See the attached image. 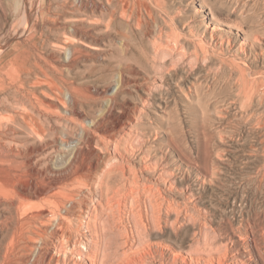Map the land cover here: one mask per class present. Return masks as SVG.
<instances>
[{"label":"rangeland","instance_id":"1","mask_svg":"<svg viewBox=\"0 0 264 264\" xmlns=\"http://www.w3.org/2000/svg\"><path fill=\"white\" fill-rule=\"evenodd\" d=\"M44 1L65 3L0 0V179L16 175L27 182L36 171L54 178L76 168L87 170L96 161L104 166L121 152L143 181L155 180L166 188L170 200L183 203L184 193L196 188L203 205L212 209L215 226L230 219L239 223L264 204L262 190L251 181L264 159V118L261 123L250 120L240 85L242 74L264 80V0H68L67 17L55 20L42 16ZM74 21L81 27L79 36L71 34ZM66 36L81 50L74 69L67 65L71 50ZM62 75L97 93L92 109L78 107L83 119L75 115L68 89L62 86L58 93L49 87L61 85ZM40 99L46 101L42 110ZM255 101V112L264 115V99ZM95 120L104 122L99 132L92 126ZM189 155L203 162L192 163ZM205 165L215 167L217 176L207 174ZM171 171L179 183L175 191L164 185L165 173ZM72 183L59 184L53 192L84 185L83 198L91 200L85 184ZM36 197L27 199L34 206L28 213L0 205V264H42L46 255V264H87L95 250L107 263L122 251L120 234L100 215L101 207L95 212L99 231L94 221L87 227L78 211L72 229H60L57 215H49L53 218L46 231L30 241L18 218L53 208L50 195ZM127 207L121 202L117 217L121 214L134 229L136 245L146 238L177 248L192 242V221L177 224L171 214L163 230L154 228L146 237L133 218L127 219Z\"/></svg>","mask_w":264,"mask_h":264},{"label":"bare ground","instance_id":"2","mask_svg":"<svg viewBox=\"0 0 264 264\" xmlns=\"http://www.w3.org/2000/svg\"><path fill=\"white\" fill-rule=\"evenodd\" d=\"M53 2H49V3L46 2V3H48V4H46L44 1L42 3V6H41L42 7V9H41L42 16H48L50 20H55V17H59V18L62 16L67 17V12H66V9L64 10V7H67L69 5V1L65 0V3L63 2L64 4L56 5V6H54ZM78 2H80V1H78ZM35 3H37L36 4V7H37L39 1L38 2L36 1ZM78 4L76 3V5H78ZM70 8H72V7H70ZM59 9H63L62 10L63 13H61L59 11ZM72 27H73V33H71L72 36L81 35L82 31L80 29L81 27H79V24H77L74 21ZM67 36H70V35H67ZM67 36H66V38H67L66 43H67V46L70 47V50H71V56H70V59H69V62L67 65H68V67H70V69H74V67L77 64V60H78L77 54L81 50L78 46L74 45V42H76V41L71 40L70 39L71 36L70 37H67ZM256 38H258V37H256ZM60 42L65 43L63 40L62 41L60 40ZM38 63H35V65H36L35 68L38 67L39 69L42 70L43 68H41V66ZM35 68L33 69V68L29 67L27 69V71H29L30 73L36 72ZM257 77H253L256 79L251 78L252 80H249L246 78V76L244 74H242V77L240 78V80H241L240 85L242 88L243 95L247 99V101H246L247 103L245 106H243V109L249 113L251 121L253 119H256V121L258 120L261 123L262 117L264 118V115L260 114V113H258V114H260V115H258L257 112H255L254 108H255V102H256L255 98L257 96L259 97L260 100L264 99V80L263 79L258 80ZM60 80L62 81L61 85L58 84V82L57 83L54 82L55 84L53 83L49 87L52 86V88H51L52 91L61 90L62 86L65 87L66 89H68L71 102L74 105V113L77 116V118L83 119V115L80 111H78V107L79 106L82 107L85 105V106H88L92 109L93 108L92 104L94 103L93 101L96 100L97 93H94L93 91H91L88 88H87L88 89L87 90L84 86L78 84L74 79H71L65 75H62L60 77ZM22 84H23V80H22ZM22 86L23 85H21V87ZM24 95H26V94H24ZM28 99H29V97H28ZM61 101H62L61 103L63 105L66 104V102L64 103L63 100H61ZM39 104H40V110H42L44 108L43 106L46 105V101H43L40 99ZM52 107L57 108L58 106L54 105ZM60 117H62V116H60ZM77 118H76V120H77ZM70 119H71L70 121H73V122L76 121L73 118H70ZM103 123L104 122L101 120H95V122L93 124L92 123L91 124H92V126L94 125L93 126V127H95L94 129L99 132V126H101ZM83 127H85V126H83ZM120 140L121 139L119 138V141ZM106 142L109 145L112 144L115 146L114 140L107 139ZM129 143H131V142H129ZM112 145H110V146L112 147ZM127 146L128 145L126 143V147ZM131 146H132V144H131ZM131 146H129V148ZM116 151L118 152V150H116ZM76 152H78V151H76ZM134 152H135V150H134ZM82 154H84V153H82ZM186 154L188 155V153H186ZM5 155L6 154H4V157H5ZM7 155H8V153H7ZM196 155L195 156L189 155L190 161L192 163L197 162V164L202 163L203 162L202 158L196 157ZM263 155H264V151H263ZM73 157L74 156L72 155V158ZM3 159L5 160L6 158H3ZM149 162H147V163H149ZM106 163H107L106 165L101 166V164H99V162L96 161V162L92 163L87 168V170H79L76 168L70 173H67V174H64V175H61L58 177H54V178H51L46 171H36V172H30V174H29L30 179L28 178L27 182H25L26 179H24V181L21 180L22 176L18 177L16 175H15V177L6 178L5 180L0 179V205L1 204L8 205L9 206L8 208H10L12 213L13 212H17V213L20 212L21 213L22 212L21 208L23 209V211L27 212L28 210H31L34 207L32 205V203L27 204V202L29 201V200H27L28 198H31L33 196L40 197V196H47V195H50L51 197H53L52 198L53 201L51 200L53 203V205H52L53 208H51L50 210L44 209L46 211L45 214L43 212L38 213V212L32 211L31 213H29L28 215H26V217H24L22 219L18 218L17 225L21 224L20 225L21 228H23V230L25 229L24 231L27 232L30 241L34 240L36 238V235H38V233H41V232L43 233V231H46L45 229H47V228H45V226H47V224L50 223L51 219L55 215H57L56 217H57V221L59 223L58 225L60 226V229L64 226L67 227V229H70L72 226V222L74 224V220H75L74 217L77 215V211L79 212L78 215H80V217H83V216L86 217V218L84 217V219L87 222V227H89L91 229V225L94 221L93 225L99 231L101 229H99V222H96L95 218H97L98 215L97 214L95 215V212L99 210V207H101L102 208L101 212L98 211V213L100 212V215H102V217H107L109 222H110V226L114 229V231L117 232L116 234H120V236H119L120 244H117V245H120L122 247V251H119V255L117 257L111 259L107 263H106L107 259L105 262L100 260V257H102V254H101V256H99V253L96 250L93 252L88 251L89 255H92V258L90 257L92 260H90V262H88L87 264H264V204L259 205L258 208H255L248 215L242 214L243 217H242V220L240 219L241 221L239 223L230 219V220H227V222L224 221L225 224H221L220 226H215L212 224V217H211L212 216V211H211L212 209L208 208V206L203 205V201L201 200L202 199L201 193H200V195H198L197 192H195L196 188H195V191H193L192 188L190 190L188 189L186 191V193H184V195H185V197L183 199L184 202L178 203V200H176V201H174L175 199L170 200L171 197L168 196V197H170V198H168L167 195L163 191L165 189V192H166V188H164L162 190L163 187L161 186L162 187L161 188L157 184L158 182L156 183L155 180H153L155 182H153L152 180H151V182L150 181L149 182L143 181V179H142L143 174H139L137 172V170H135L134 168H132L129 165L130 164L129 159H127V157H125V154H123L121 152H119L118 155L113 154V156ZM71 165L72 164H70V166ZM79 166H81V165H79ZM207 166H209V165H207ZM152 167L155 168L154 166H152ZM205 167H206V165H205ZM153 168H152V170H153ZM205 170H206L207 174H210L214 177L217 176V171H216L215 167H213V168L212 167H206ZM162 171H163V169H162ZM160 173H161V171H160ZM166 174H169V177H167L168 175L166 176L167 178L165 177L164 185L168 188V190H174L175 191V189H177L179 186V183L177 182L178 180L176 179L175 173L171 171L169 173H165V175ZM158 176H160V175H158ZM205 176L206 175H204V177ZM25 177L27 178V175ZM144 180H146V179L144 178ZM200 180H202L201 181L202 184L206 183L205 178L200 179ZM162 181H163V179H162ZM251 181H253L257 185V188H260L264 194V159L262 161V164L259 167H257V170L255 171V175H253V176L251 175ZM64 182H67V183L68 182H70V183L79 182V183L85 184V186L90 191L89 193L92 194L91 200L84 199L85 197L83 198V191L84 190L82 187L84 185L78 186L76 188L74 187L72 189H69V190H66L63 192H56V190L59 188L58 187L59 184H62ZM161 182L159 180V184ZM55 187H58V188L53 192V189ZM3 195L11 196V198L7 199V198L3 197ZM95 196L98 197V198H96V200L94 199ZM33 200H31V202H34ZM121 202L126 207L129 206V209L127 212V219L131 220V218H133L134 222H135L134 226L137 228L139 233L143 234L144 236H146V235L149 236L151 234V232L154 230V228H159L158 230H163V227H164L163 225H167V223H169V221H170L169 216L171 214H175V216H176L175 222L177 224H178V222H183V221H192L193 222V224L195 226V232H194V235H192L193 236L192 242L185 248H181V247L177 248V247H175V245H171V244L163 242V241H155L153 239H147L146 238V240H143L144 242L141 241L142 242L141 246L136 245V243L134 241L135 240L134 239V236H135L134 235V229L127 227L128 223H126L127 225L125 224L126 220L124 218H122L123 216L121 214H120V216H121L120 219H118V217H117V213H120L119 211L122 210L121 207H120L121 208L120 210L118 208L119 206H121ZM67 204H69L70 206L68 207ZM27 205L28 206L30 205V208L26 207ZM122 212H123V210H122ZM49 215H52L53 217L50 218ZM100 215H99V217H100ZM124 215H126V213ZM93 218L95 220H93ZM82 222H83V220H82ZM106 223H107V221H106ZM180 224L182 225V223H180ZM21 228L19 230H21ZM63 229H65V228H63ZM74 230H75V228H74ZM64 232H66V231H64ZM95 232H97V231H95ZM58 233H61V232H58ZM101 234H99V235H101ZM40 236H42V235H40ZM61 236H63V235H61ZM143 239H145V238H143ZM73 241H72V243H73ZM32 243H34V242H32ZM76 244L75 245L73 244V247L71 249L74 250V246H75V248L77 246ZM137 244H139V243L137 242ZM21 246H23V245H21ZM65 246L67 247V245H65ZM97 248H98V246H97ZM59 250H62V248ZM89 250H91V249H89ZM103 250H104V248H103ZM103 250H101V253L105 252ZM76 251H77V248H76ZM98 251H100V250H98ZM71 252H73V254L75 253L74 251H71ZM88 252H86V253H88ZM64 254H66V253H64ZM80 257L81 256H79V258ZM85 257H87V256H85ZM47 260H48V257L46 255L44 258V262L42 264L48 263ZM57 260L60 262V260H61L60 254L57 257ZM24 261H25V259H24ZM17 262H19V261H17ZM22 264H24V263H22Z\"/></svg>","mask_w":264,"mask_h":264}]
</instances>
